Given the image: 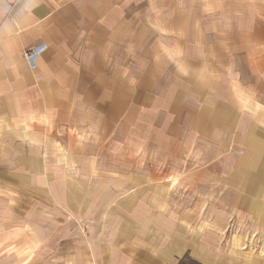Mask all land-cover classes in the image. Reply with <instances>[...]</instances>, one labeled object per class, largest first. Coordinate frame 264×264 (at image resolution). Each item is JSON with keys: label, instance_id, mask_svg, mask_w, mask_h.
I'll return each mask as SVG.
<instances>
[{"label": "crops", "instance_id": "0c3cea01", "mask_svg": "<svg viewBox=\"0 0 264 264\" xmlns=\"http://www.w3.org/2000/svg\"><path fill=\"white\" fill-rule=\"evenodd\" d=\"M0 264H264V0H0Z\"/></svg>", "mask_w": 264, "mask_h": 264}, {"label": "built area", "instance_id": "2783aa9c", "mask_svg": "<svg viewBox=\"0 0 264 264\" xmlns=\"http://www.w3.org/2000/svg\"><path fill=\"white\" fill-rule=\"evenodd\" d=\"M43 49H44V45H41V46L28 50L26 53V58L31 64H34L36 55Z\"/></svg>", "mask_w": 264, "mask_h": 264}, {"label": "rangeland", "instance_id": "374dc122", "mask_svg": "<svg viewBox=\"0 0 264 264\" xmlns=\"http://www.w3.org/2000/svg\"><path fill=\"white\" fill-rule=\"evenodd\" d=\"M30 50V49H29ZM26 53H27V51H26Z\"/></svg>", "mask_w": 264, "mask_h": 264}]
</instances>
